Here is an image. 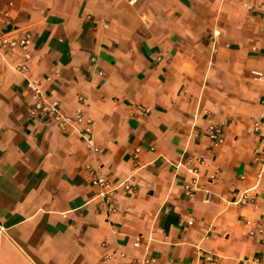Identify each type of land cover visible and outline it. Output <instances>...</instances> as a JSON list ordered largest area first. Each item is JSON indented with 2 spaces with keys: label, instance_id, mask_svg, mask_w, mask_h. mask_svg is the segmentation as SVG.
Returning <instances> with one entry per match:
<instances>
[{
  "label": "crops",
  "instance_id": "1",
  "mask_svg": "<svg viewBox=\"0 0 264 264\" xmlns=\"http://www.w3.org/2000/svg\"><path fill=\"white\" fill-rule=\"evenodd\" d=\"M23 35L25 74L0 50V264H264V0H0V40ZM27 80L97 152L30 115Z\"/></svg>",
  "mask_w": 264,
  "mask_h": 264
},
{
  "label": "built area",
  "instance_id": "2",
  "mask_svg": "<svg viewBox=\"0 0 264 264\" xmlns=\"http://www.w3.org/2000/svg\"><path fill=\"white\" fill-rule=\"evenodd\" d=\"M215 35L218 33L215 32ZM30 38L27 35H23L13 39L2 38L0 40V50L2 51H13L17 50L21 53L22 62L17 66L16 70L22 74H25L28 70V62L31 59V53L29 51ZM27 88L30 93L31 107L29 113L33 117H38L44 121L49 122L53 126L57 127L61 131H66L74 126H83V130L80 132L86 147L92 152H97L94 147L93 139L91 136V124L86 121L82 113L76 112L72 115L64 114L60 109V104L58 101L49 98L42 90L39 83L36 81L27 80ZM208 138L214 146H219L222 144V133L220 129L216 126H210L208 128ZM190 173L195 174L194 170H189ZM264 175V151L262 153L260 170L258 172V177ZM90 184L92 187L98 189V196L101 197L102 204L106 207L108 212H113L114 207L110 201L112 196V190H110L109 182L103 176L92 173L90 176ZM126 189H128L126 187ZM248 200L247 192L241 195L239 203H245ZM191 224V223H188ZM134 247L139 246V240H136L133 244ZM135 264H156L153 258H146L143 261H136Z\"/></svg>",
  "mask_w": 264,
  "mask_h": 264
}]
</instances>
